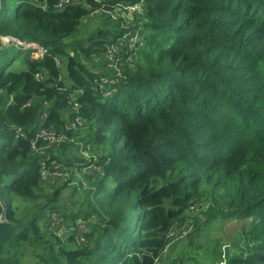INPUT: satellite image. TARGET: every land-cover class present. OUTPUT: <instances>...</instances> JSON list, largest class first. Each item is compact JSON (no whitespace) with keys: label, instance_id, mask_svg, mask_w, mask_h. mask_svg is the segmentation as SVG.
<instances>
[{"label":"trees","instance_id":"1","mask_svg":"<svg viewBox=\"0 0 264 264\" xmlns=\"http://www.w3.org/2000/svg\"><path fill=\"white\" fill-rule=\"evenodd\" d=\"M31 1L0 0V264H161L172 243L189 237L190 248L220 224L236 229L215 264H264V0H146L145 16L129 19L140 42L113 84L104 56L120 25L106 15L112 26L75 36L95 10L136 1L58 11L41 0L47 12ZM77 116L84 127L68 130ZM43 129L91 143L109 162L88 190L80 183L78 214L60 208L62 187L46 189L42 162L70 171L80 151L48 148ZM54 214L69 236L52 234ZM186 252L173 264L198 260Z\"/></svg>","mask_w":264,"mask_h":264},{"label":"built area","instance_id":"2","mask_svg":"<svg viewBox=\"0 0 264 264\" xmlns=\"http://www.w3.org/2000/svg\"><path fill=\"white\" fill-rule=\"evenodd\" d=\"M134 4H124L118 3L113 6L112 9H107L104 6L95 10L92 13V16H109L112 21L118 23L120 25V30L124 33L123 35L113 44L109 45L107 48V52L104 56L105 61L107 63V67L114 72V79L110 83H115L119 79L123 77L122 74V63L123 53L124 51H133L137 48L140 39H141V28H134L135 24H133V20H129L130 18L136 17L141 18L146 14V0H135ZM54 9L61 11L69 6H75L77 4L82 3V0H53ZM32 5H35L41 8L44 12H47L50 8L48 2H44L41 0H32ZM3 45L8 46V39H3ZM25 49L29 50H37L41 54V57L47 54L46 49L40 48L36 45H27ZM74 54L72 53L71 56ZM42 76L38 75L37 78L40 79ZM12 103V99L10 101ZM84 127V122L80 116H77L74 121H72L68 125V130H78L79 128ZM21 132V131H19ZM38 138H41L47 142L48 148L52 149L53 147L60 146L66 142H70L78 147L80 151V156L83 161L75 162L70 171H66V167L61 165L57 161H51V165L47 162L43 161V172H42V180L43 182L48 181L50 179H59L70 177V175H81L85 178H92L96 176H102L105 172L104 165H108L109 162H104L99 159V156L96 153L92 152V145L88 142H81L75 138H68L66 135H58L54 132L47 131L45 129L41 130L38 135ZM33 150L37 151L36 143H33ZM66 178V179H67ZM65 179V180H66ZM192 210L195 207L191 208ZM3 219V213L0 215V222ZM78 226L80 229L86 231L85 224L83 222H79ZM191 229V227H190ZM50 231L52 234L57 235L59 237L69 236L70 232L65 226V220L60 214H54L51 218V226ZM187 234V231L184 232H173L169 235L170 238L176 240L178 238H183ZM173 240V241H174ZM173 244V243H172Z\"/></svg>","mask_w":264,"mask_h":264},{"label":"rangeland","instance_id":"3","mask_svg":"<svg viewBox=\"0 0 264 264\" xmlns=\"http://www.w3.org/2000/svg\"><path fill=\"white\" fill-rule=\"evenodd\" d=\"M136 23L137 20H134L133 24L136 25ZM107 24H109L108 19H105L103 16L89 17L82 22V26L78 31V34L75 36V39H78L79 41L87 40L93 32L95 33L98 29L106 28ZM73 39L74 38H71V40L68 39V42L72 41ZM125 55L126 54L124 51L123 56ZM89 62L91 63V61ZM127 62H132V56L128 57ZM93 63L96 65L98 64L101 67L102 61H100L98 57H95ZM15 66H17V63H15ZM62 71L65 74V70L63 69ZM66 178L67 177L54 180L50 179L45 181L44 185L48 191L55 187H62L59 201L60 208L69 214H78L80 211H82V203L85 201V191L81 189V186L84 190H88V182H86V178L81 175L74 174L70 175V177L67 179ZM76 186L79 188L75 192L74 188ZM63 187H65V189H63ZM18 204L22 205V202L18 201ZM198 213L199 211L195 209L193 214H191V220L193 224H195ZM235 229L236 228L232 224H220L219 226L212 229H202L201 231L194 234V246L188 248L190 246L189 237L183 239L179 243L174 242V244L171 246L172 248H169L168 251H166V257L162 258L160 263L163 261L161 264H173L175 261H178V259H176L177 257L181 258V255L186 249V258L192 256L198 259L194 262L190 261V264H215L218 260L220 261V258H222L221 261L226 260L227 246L224 244L226 243L227 245L232 242L234 239L233 231H235ZM177 240H179V238ZM217 243L222 247L220 251L217 247ZM198 245L202 246V250H197Z\"/></svg>","mask_w":264,"mask_h":264},{"label":"crops","instance_id":"4","mask_svg":"<svg viewBox=\"0 0 264 264\" xmlns=\"http://www.w3.org/2000/svg\"><path fill=\"white\" fill-rule=\"evenodd\" d=\"M60 157L62 159H67L68 160L70 158V151H65V150L62 149Z\"/></svg>","mask_w":264,"mask_h":264},{"label":"water","instance_id":"5","mask_svg":"<svg viewBox=\"0 0 264 264\" xmlns=\"http://www.w3.org/2000/svg\"><path fill=\"white\" fill-rule=\"evenodd\" d=\"M11 43H16V45L20 47V43H19V42H16V41L13 40V39H8V44L10 45ZM24 47H28V46L25 45Z\"/></svg>","mask_w":264,"mask_h":264},{"label":"clouds","instance_id":"6","mask_svg":"<svg viewBox=\"0 0 264 264\" xmlns=\"http://www.w3.org/2000/svg\"><path fill=\"white\" fill-rule=\"evenodd\" d=\"M172 245H173V244H171L170 247H171ZM170 247H168V249H169ZM168 249H167L166 251H168ZM164 257H166V252H165L164 255H163V258H164Z\"/></svg>","mask_w":264,"mask_h":264}]
</instances>
